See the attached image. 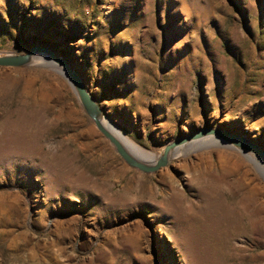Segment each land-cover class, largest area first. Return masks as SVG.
Listing matches in <instances>:
<instances>
[{
    "label": "rangeland",
    "instance_id": "obj_1",
    "mask_svg": "<svg viewBox=\"0 0 264 264\" xmlns=\"http://www.w3.org/2000/svg\"><path fill=\"white\" fill-rule=\"evenodd\" d=\"M33 46L136 158L206 128L264 150V0H0V56ZM219 142L142 172L57 67H0V264H264V179Z\"/></svg>",
    "mask_w": 264,
    "mask_h": 264
},
{
    "label": "water",
    "instance_id": "obj_2",
    "mask_svg": "<svg viewBox=\"0 0 264 264\" xmlns=\"http://www.w3.org/2000/svg\"><path fill=\"white\" fill-rule=\"evenodd\" d=\"M38 56L47 58L52 66L57 67L61 71V73L72 85L86 113L95 122L99 131L104 135L105 138H107L111 142L121 158L129 166L135 169H138L145 173L157 172L158 170L166 167L169 164V157L177 150L210 138L226 143L227 145H230L234 148L248 151L253 155H256L264 164V150L260 148L253 140H251L247 136L218 128L202 129L192 135L183 137L166 145L164 148V153L158 158L155 163H153V161L151 163H148L139 158H136L121 143V141L115 137V135L111 131L103 126L99 119V115L103 113V111L99 107L95 98L88 91L83 78L67 59L59 56L48 47L33 46L28 51V53L24 55L0 56V67L18 68L26 66L30 64V61L33 58Z\"/></svg>",
    "mask_w": 264,
    "mask_h": 264
},
{
    "label": "bare ground",
    "instance_id": "obj_3",
    "mask_svg": "<svg viewBox=\"0 0 264 264\" xmlns=\"http://www.w3.org/2000/svg\"><path fill=\"white\" fill-rule=\"evenodd\" d=\"M31 61H33V64H37V63H50L49 60L47 58H44V57H35L33 58ZM30 61V63H31ZM99 119L101 121V123L103 124V126L105 128H107L109 131H111L115 137L117 139H119L121 141L122 144H124V146L126 145L127 147L129 146L130 148H133L134 150L138 151L140 154L141 153V150L134 144L132 143L131 141H129L125 136L124 134L119 130L117 129L115 126L112 125V122H108L105 118L104 115H99ZM216 143H220L218 140H215L213 138H210V139H205L203 141H200L198 143H195L196 145H198V147L195 149L197 150L198 148H210L208 146L212 145V144H216ZM223 143V142H221ZM224 145L228 146L226 143H223ZM195 145V146H196ZM191 147V146H190ZM188 147V148H190ZM187 148V149H188ZM193 148V147H192ZM185 149V148H184ZM192 150V149H191ZM184 151V150H183ZM186 151V150H185ZM190 151V150H189ZM193 153V152H192ZM188 154V153H187ZM186 153L180 151V150H177L175 153H173L170 157H169V160L171 158V160H175V159H180L181 157H184L185 155H187ZM243 154L246 156V158L248 159V161H250L252 163V165L256 168V170L258 171V173L261 175V177L264 179V164L263 162H261V160L256 156V155H253L252 153H246V152H243ZM138 158V157H137ZM153 163H155L158 159L157 158H153ZM170 160V161H171ZM248 173V172H247ZM260 177V178H261ZM248 182V181H247ZM249 183V182H248ZM249 186V191L251 194H254V195H264V184L261 183V181L259 180L258 177H255L252 178L251 180V183L248 184ZM264 197V196H263Z\"/></svg>",
    "mask_w": 264,
    "mask_h": 264
},
{
    "label": "trees",
    "instance_id": "obj_4",
    "mask_svg": "<svg viewBox=\"0 0 264 264\" xmlns=\"http://www.w3.org/2000/svg\"><path fill=\"white\" fill-rule=\"evenodd\" d=\"M32 48V47H31Z\"/></svg>",
    "mask_w": 264,
    "mask_h": 264
}]
</instances>
